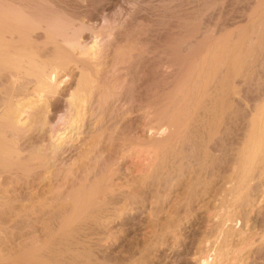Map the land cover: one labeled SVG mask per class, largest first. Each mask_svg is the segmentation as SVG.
I'll return each instance as SVG.
<instances>
[{
	"label": "rangeland",
	"instance_id": "rangeland-1",
	"mask_svg": "<svg viewBox=\"0 0 264 264\" xmlns=\"http://www.w3.org/2000/svg\"><path fill=\"white\" fill-rule=\"evenodd\" d=\"M0 8H5L9 11L11 9V12L17 11L14 14L20 13L23 16L26 15V18L30 17L29 21L32 25L30 28L29 26L21 27L9 21L0 24V32L4 31V34L7 33L9 35V31L15 32L14 36L16 37L13 39L10 36L9 38L2 35V37L0 36V43H11L10 46L14 47L13 49L18 48L17 50H20L26 59H32L33 63L36 64L35 66L38 65L41 68L44 66L45 69L56 68V72L59 74L57 76L59 77L58 79L63 80L61 86L69 87L68 96H70L73 89L76 93L78 92L77 94L81 93L78 95L79 97L83 92L84 95L81 96L83 98L80 97L79 110L81 109V113H79L86 129L85 134L83 133L81 134L82 136L73 138L75 139V146L73 145L72 147L74 150L72 149L70 159H68L69 157H67L64 150L60 151L59 149L58 160H61L60 163L58 160L53 159L50 147L43 145L46 142H43L45 139L43 137V127L45 128V125L42 123L45 124L48 109L44 107L46 109L43 112L38 106L36 107V116H38L36 120L41 121L37 123L38 126L35 124L36 126L29 131L30 133L28 132L29 136L27 135L24 142H21L22 140L18 142L20 145L23 144L21 146L22 150L24 149L22 153L24 156L20 160L22 162H19L20 164L16 166L13 165L12 168L18 167L20 171L15 168L14 170L18 172L16 173L11 169V174L9 173L6 176L8 178L5 177L4 180H0L2 181V183L0 182V264H203L202 258L207 257L210 260L209 264H264V152L262 153L264 151V137L261 139L264 135V132L262 133L264 129L261 130L264 126V0H0ZM25 32H29V34ZM22 33L25 34L24 36L28 35L30 38L28 36L24 38L21 35ZM86 38L87 43L85 45L84 40ZM69 40L74 45L70 47L67 45L66 47L63 42L66 44V41ZM219 40H221V43ZM79 43L84 44L81 45ZM26 45L29 47L27 48ZM90 45H95L97 48L95 47L94 50ZM23 46H26V51ZM85 46L86 49H83ZM220 47L226 49L224 50L223 48V51ZM218 48L220 49L218 50ZM90 50H93V54L90 53L91 55L89 54ZM215 51H217L216 55L219 52V56H224V54L233 56L237 51L234 56L236 58L238 56V58L233 57L235 58L234 61L236 60L237 62L235 61L233 71L231 72L233 74L236 70L235 73L237 74L234 73L235 76L227 74L222 67L221 71H223L224 75L220 69L216 73H203L204 67L206 66L207 69L212 64L210 63L212 62L211 57L213 59L216 56L214 54ZM63 52L66 53L64 54ZM67 53L69 54L67 55ZM129 54H132V56H129ZM196 56L198 59L201 57L200 61L197 60ZM204 56H206V62L203 60ZM37 57L39 58L38 61ZM71 57L72 59H70ZM35 58L38 63L35 61ZM66 58L71 62L66 60ZM118 58H123L124 60ZM191 58L193 59L190 60ZM58 59L60 60L58 61ZM41 61L45 62V64L43 65ZM191 61L193 62L192 64ZM248 61L249 64H247ZM69 63H71V66ZM49 64H51L52 68ZM240 68L242 69L240 70ZM62 69H64L65 74ZM241 72L243 74H240ZM16 73L21 76L17 77ZM23 73L21 70H16L13 73L14 75H12L17 76L13 78L7 77L8 79L6 78L3 84H1L2 82L0 83V88H2L0 90L3 91H0V95H3L0 96L2 104L10 96L15 98L13 99L12 97L15 102L17 98L22 97L18 96L16 98L14 96L17 93L14 92L13 85H11L12 79L18 80L17 82L20 83H27L26 86H30L32 82L29 83L24 78L26 75L23 76L25 74ZM60 73H62L61 76ZM66 73L67 76H65ZM195 73L198 77L195 76ZM245 73H248L249 76ZM225 75L228 77L226 78ZM243 75L245 76L243 77ZM207 77L209 79L206 82ZM94 78L97 79V82ZM200 78L203 82L200 81ZM231 79H234V81L232 82ZM192 80L195 85L192 83ZM210 80L214 83L211 84ZM226 80L229 81L227 82ZM179 81H181L180 84H178ZM78 83L81 85V90ZM201 83L204 85V89ZM224 83L226 85H223ZM65 84L67 85L65 86ZM84 85L85 87H82ZM92 85L94 86L93 88H91ZM96 85L100 87L98 88ZM221 85L224 89L223 91L227 90V93L222 91ZM230 85L232 86L231 88L229 87ZM30 88L33 91L37 90L33 85ZM228 88H230L229 93ZM199 90H201V93ZM216 90L218 92L220 90V97ZM197 91L198 93H195ZM230 91L234 94H231ZM3 93L6 95L4 96ZM186 93L190 94L186 97L189 99L183 97ZM116 94H120L121 96ZM229 95L230 99L227 102ZM179 96L180 98L177 101V97ZM102 97L105 98L103 99ZM231 97L233 98L231 99ZM64 98L68 97L65 96ZM195 98L197 99L194 100ZM224 98H227L226 102ZM198 99L200 103L203 101V108H201ZM180 100H184V103H186L184 104L181 101V104ZM222 100H224L223 104L221 103ZM97 101L98 104L96 103ZM191 101L192 103H190ZM207 101L210 102L208 103ZM154 102V105L160 103L161 106H154L152 104ZM63 103V101L58 103L56 107V109L58 108L57 111L65 110ZM224 103L227 104L228 108L226 105V108H224ZM205 106H208V112ZM210 106L211 109H209ZM158 107L160 109L164 108L161 110L162 112L159 111ZM166 109H168L167 112L164 111ZM171 109L174 111L172 112ZM198 109H202L200 113ZM217 109H219V118L216 116ZM226 109L228 112L231 110L232 114L230 113L231 111L227 113ZM261 110L263 111L262 113ZM183 111L187 113L188 117ZM82 113L86 115L84 116ZM148 113L151 114L149 115ZM195 113L199 114L196 115ZM211 114L212 116L215 114V116L211 117ZM224 114L227 115L225 116ZM253 114L256 115L254 116ZM154 115H157V117ZM172 115H176L179 119L183 118L184 120L181 119V124L175 130L176 133L174 132L175 136L173 134L171 138H168L166 141L164 140V142H155L157 144L150 141L148 136L151 131L148 132V136L142 131L143 127L146 128V123L149 121L156 123L159 119L164 122L176 117ZM191 116L194 117L192 118ZM230 117L232 118L230 119ZM147 118H152V121ZM204 118L208 120H204ZM190 119H195V121H189ZM55 121L61 122L58 118ZM247 121L248 123H246ZM143 122H146L144 126ZM207 123L210 124L207 125ZM193 124L194 126L191 127ZM189 125L194 130L196 128V132L199 129L198 133L193 129L192 131L190 127L187 128ZM250 125H255V130ZM141 126H143L142 129ZM201 126L202 128H200ZM182 127L185 133L182 131ZM206 128L207 131H205ZM39 129L42 130L39 131ZM251 129L255 132L251 131ZM179 130H181V133L178 132ZM257 132L259 134L253 136L259 137L261 132L263 134L261 138L258 140L251 137L253 140H250V135ZM68 133L69 131L65 134ZM86 134L87 136H83ZM247 134H249L250 144L252 141H255L253 142L254 144L252 143L254 147L250 145V149L252 147L250 153L252 154L249 157H252L255 153L253 148L258 151V146L261 145L260 148L262 149L260 151L259 148V151L253 155L254 157L256 156V160L251 158L248 161V167H251L249 174H247L248 181L243 180L245 178L243 176L245 175H243V168H240L243 166L242 164L240 165L242 161L241 155H239V151L241 152L243 146L241 143L245 142L244 140L246 139L244 138L247 137ZM39 136L42 138H38ZM80 138L83 140H80ZM136 139H140L141 141H137ZM145 139L154 145L152 146ZM213 140L217 141L216 144ZM260 140H262V144ZM28 141H31V143ZM198 141L200 144H198ZM258 141L260 144L258 143L259 145L257 146L256 143ZM193 142L196 144L194 145L195 147L192 145ZM160 143L166 146L164 145V148L160 147L162 146ZM34 144L36 147L40 146L41 149L40 147L39 149L34 148ZM155 145H160L158 147L160 151ZM191 145L194 148L193 150H191ZM146 146L149 148H146ZM208 147H210L209 151ZM80 148L82 152H80ZM25 149L28 152L27 155ZM168 149L171 150L168 151ZM42 151L44 154H40ZM33 153L37 154L34 155ZM46 153L47 156L51 155V158L47 157ZM41 155H45L47 159ZM237 156H239V162ZM25 158L26 160H23ZM33 158L37 159L38 163ZM63 158L67 159V162ZM40 159L43 161L41 162ZM250 160L254 162L251 163L252 161L250 162ZM26 161L28 164L24 163ZM58 166L62 167L58 168ZM153 167L154 169H152ZM50 168L54 171L49 170ZM239 168L241 171H239ZM31 170H34L35 173L38 172L39 176L33 174L34 172ZM238 172H240V175ZM13 173L14 176L16 173L18 178L20 175L23 176H20V179L15 176L17 180L13 177ZM31 176H34L32 180ZM236 177L239 179L243 177V179L239 180ZM88 179L90 180L88 181ZM96 179H98L97 182H95ZM236 180L239 183L241 181V188H239V183ZM249 180L250 185L248 186ZM243 181H246V184ZM234 182L236 183L235 185ZM84 183L86 184V188L84 187ZM242 183L245 185L243 186ZM230 185L231 188L229 189ZM234 186H238V188ZM99 187L100 189H98ZM245 188H248V190ZM83 189L85 194H83ZM233 189H238V191L244 190L242 191L244 193H238V199H236L237 194L234 198H229L230 195L226 194L230 191L232 192ZM99 190L102 192H99ZM226 190L227 193L225 192ZM240 194L242 197L248 196L242 199L241 196L239 198ZM77 195L79 198H77ZM93 198L98 199L96 201ZM237 218H240V220L236 224L234 220ZM229 219L232 221H229ZM228 228L231 229L229 230Z\"/></svg>",
	"mask_w": 264,
	"mask_h": 264
},
{
	"label": "bare ground",
	"instance_id": "bare-ground-1",
	"mask_svg": "<svg viewBox=\"0 0 264 264\" xmlns=\"http://www.w3.org/2000/svg\"><path fill=\"white\" fill-rule=\"evenodd\" d=\"M9 1V0H8ZM8 3V2H7ZM4 5V4H3ZM5 6V5H4ZM2 7V6H1ZM6 7V6H5ZM10 8V7H9ZM13 10V9H12ZM20 11H22V10H20ZM13 12V11H12ZM11 12V9H10V11L8 10V9H5V8H0V24H2V23H5L6 21H9V22H12V23H14V24H16V25H18V26H21V27H23V26H29V28H30V26H32L31 24H30V21H29V18L27 19L26 18V15L25 16H23V15H21L20 13L19 14H14V12H17V11H14L13 13ZM22 13V12H21ZM24 13V12H23ZM254 13V12H253ZM26 14V13H25ZM260 18V17H259ZM37 20V19H36ZM42 22V21H41ZM263 22V21H262ZM33 23V22H32ZM11 25V24H10ZM34 25V24H33ZM38 25V24H37ZM41 25V24H40ZM40 25H39V27H40ZM7 26H9V25H7ZM43 26H45V25H43ZM50 26V25H49ZM256 26V25H255ZM34 27V26H33ZM32 27V28H33ZM36 27V26H35ZM233 27V26H232ZM12 29H13V27H11ZM41 28H42V26H41ZM50 28V27H49ZM260 28V27H259ZM2 29H3V27H2ZM23 29V28H22ZM47 29V28H46ZM4 30H6V29H4ZM13 30H15V29H13ZM24 30V29H23ZM26 30V29H25ZM31 30V29H30ZM29 30V31H30ZM40 30V29H39ZM227 30V29H226ZM17 32V31H16ZM19 32V31H18ZM23 32V31H22ZM9 33H10V35L9 34H7V33H5L4 34V31H1L0 32V36L2 37V35L3 36H10L11 38H16L15 36H14V33H12V32H10L9 31ZM20 33H21V31H20ZM26 33V32H25ZM235 33V32H234ZM26 34H29V32L28 33H26ZM48 34V33H47ZM51 34V33H50ZM203 34V33H202ZM230 34V33H229ZM21 35H23V37L25 38L26 36H28V35H26V36H24L25 34H21ZM17 36V35H16ZM9 37V38H10ZM18 37V36H17ZM29 37V36H28ZM30 38V37H29ZM45 38V37H44ZM48 38V37H47ZM52 38V37H51ZM55 38V37H54ZM226 38V37H225ZM256 38V37H255ZM262 38V37H261ZM27 39V41H29L28 40V38H26ZM57 39V38H56ZM218 39V38H217ZM222 39V38H221ZM227 39V38H226ZM5 40V39H4ZM50 40V39H49ZM67 40V39H66ZM89 40V39H88ZM229 40V39H228ZM10 41H13V40H10ZM22 41V40H21ZM23 41H24V39H23ZM22 41V42H23ZM52 41V40H51ZM54 41H55V39H54ZM74 41V40H73ZM85 41V45H86V41H87V38H86V40H84ZM95 41V40H94ZM221 40H219V42H220ZM63 42V41H62ZM89 42V41H88ZM215 42V41H214ZM218 42V41H217ZM226 42V41H225ZM229 42V41H228ZM6 44H2V43H0V83L1 84H3V81L7 78V77H15V76H17V77H19V75L20 74H17V75H15V76H13L14 74V72L16 71V70H21V71H23L24 73V75L23 76H25L24 78H26L28 81H29V83L30 82H32V83H30V86L31 85H33V86H35V88H37V90L36 91H33L31 88H34V87H31L30 89H29V87L28 86H26L27 85V83L26 84H24V82H22V83H20V82H17L15 79H12V84L11 85H13L12 87H13V89H14V92H16L17 93V95H14L16 98L18 97V96H22L21 98H17V101L15 102L13 99H15L13 96H10V98L4 103V104H2L1 103V101H2V99L0 100V180H4L5 179V177L10 173V171H11V169H13L12 168V166L13 165H17V164H20L19 162H22V161H20L21 160V158H22V156H24V155H22V153H23V150H22V146L21 145H23V144H19L18 142L19 141H21V142H24V139L27 137V135H28V132L30 131V130H32V128H34V126H36L35 124H37V123H39L40 121H38V120H36V117H38V116H36L37 115V112H36V107L38 106L41 110H43V112L45 111V109L47 108L48 109V111L46 112L47 113V116L45 117V118H47L46 119V121H45V124L44 123H42L43 125H45V128L43 127V129H44V131H43V137H45V139L43 140V142L45 141L46 143L45 144H43V145H45V146H49L50 147V150L52 151V154H53V159L54 160H58L59 159V149H60V151L61 150H64L65 152H66V154H67V157H69L68 159H70L71 158V156L70 155H72V147H73V145L75 146V143H74V140L75 139H73L74 137L76 138V136L77 137H79L81 134H83L84 132H85V125L82 123V119L80 118V110H79V106H80V99L81 98H83V97H81L82 95H84L83 94V92H82V95L79 97L78 95L79 94H81V93H79V94H77L75 91H74V89H73V91L70 93V96H68L69 94L67 93L68 92V90H69V87H67L66 85L67 84H65V86L66 87H63V86H61V84H62V81L63 80H60V79H58L59 77H57V76H59V74L56 72L57 70H56V68H52L50 65L51 64H49V66L52 68V69H45V67L44 66H42L43 68H41L40 66H35L36 64H34L33 63V60L32 59H26V57H24V55L21 53V51L20 50H17L18 48H16V49H13L11 46H10V44L9 43H7V42H5ZM26 43V42H25ZM78 43V42H77ZM97 43V42H96ZM221 43V42H220ZM227 43V42H226ZM15 44V43H14ZM18 44V43H17ZM47 44V43H46ZM63 44L64 45H66V47H67V45H69V47L70 46H72V45H74L72 42H70V40L69 41H66V44L63 42ZM79 44H81V43H79ZM82 44H84V43H82ZM81 44V45H82ZM94 44H95V42H94ZM99 44V43H98ZM32 45V44H31ZM89 45V44H88ZM103 45V44H102ZM211 45H212V43H211ZM214 45V44H213ZM215 45H217V44H215ZM220 45V44H219ZM227 45H228V43H227ZM230 45V44H229ZM27 46V45H26ZM26 46L24 47L25 49V51H26V49L29 47V46H27V48H26ZM60 46V45H59ZM91 46V45H90ZM223 46H224V43H223ZM232 46V45H231ZM230 46V47H231ZM242 46V45H241ZM63 47V46H62ZM66 47H64V48H66ZM76 47V46H75ZM83 47V46H82ZM89 47V46H88ZM92 48H94V50H95V45H92L91 46ZM99 47V46H98ZM208 47V46H207ZM212 47V46H211ZM217 47V46H216ZM225 47H227V46H225ZM229 47V46H228ZM20 48H21V46H20ZM58 48V47H57ZM60 48H61V46H60ZM81 48V47H80ZM91 48V49H92ZM97 48V47H96ZM220 48H222V47H220ZM220 48H218V50L220 49ZM224 48V47H223ZM223 48H222V50H223ZM62 49V48H61ZM72 49H74L73 47H72ZM71 49V50H72ZM83 49H86V46H85V48H83ZM82 49V51H84ZM209 49V48H208ZM212 49H213V47H212ZM226 48H224V50H225ZM240 49V48H239ZM32 50V49H31ZM59 50V49H58ZM63 50V49H62ZM68 50V49H67ZM66 50V51H67ZM215 50V49H214ZM223 50V51H224ZM228 50V49H227ZM229 50H230V48H229ZM232 50V49H231ZM246 50V49H245ZM33 51V50H32ZM93 51V50H92ZM92 51L90 50V52H89V54L91 53V54H93L92 53ZM96 51H97V49H96ZM119 51V50H118ZM123 51V50H122ZM127 51V50H126ZM211 51V50H210ZM233 52H234V50H232ZM238 51V50H237ZM237 51L235 52V53H237ZM242 51V50H241ZM240 51V52H241ZM34 52V51H33ZM58 52V51H57ZM68 52V51H67ZM85 52H86V50H85ZM211 52H213V51H211ZM217 51H215L214 52V54L216 53ZM220 52H222V51H220ZM256 52H257V50H256ZM59 53V52H58ZM64 54L66 53V52H63ZM69 53H70V50H69ZM69 53H67V55L69 54ZM83 53V52H82ZM81 53V54H82ZM88 53V52H87ZM86 53V54H87ZM125 53H127V52H125ZM204 53V52H203ZM206 53V52H205ZM224 53V52H223ZM227 53V52H226ZM235 53H234V55H235ZM30 54H32V53H30ZM55 54V53H54ZM73 54V53H72ZM88 54V55H89ZM90 54V55H91ZM113 54V53H112ZM208 54V53H207ZM209 54H210V52H209ZM213 54V53H212ZM246 54V53H245ZM250 54V53H249ZM256 54V53H255ZM28 55V54H27ZM36 55V54H35ZM43 55V54H42ZM57 55V54H56ZM63 55V54H62ZM71 55V54H70ZM118 55V54H117ZM128 55V54H127ZM141 55V54H140ZM166 55V54H165ZM202 55V54H201ZM206 55V54H205ZM216 55V54H215ZM231 56V55H225L224 54V56H219V52H218V55H216V56H214L213 57V59H212V57H211V60H212V62H210V63H212L210 66H208V68L206 69V66L204 67V70H203V73H207V74H210V73H216V71L217 70H219L220 69V71L222 70L221 69V67L226 71V73L227 74H231V72L233 71V66L235 65V61H234V59L236 58V56ZM237 55V54H236ZM239 55V54H238ZM58 56V55H57ZM73 56V55H72ZM76 56V55H75ZM78 56V55H77ZM84 56H85V54H84ZM83 56V57H84ZM100 56V55H99ZM120 56V55H119ZM125 56V55H124ZM123 56V57H124ZM129 56H132V54H129ZM210 56H211V54H210ZM240 56V55H239ZM242 56V55H241ZM30 57H33V56H31L30 55ZM63 57V56H62ZM62 57H59V58H62ZM93 57V56H92ZM113 57V56H112ZM205 57L206 56H204V58H203V60H205V62H206V59H205ZM233 57H235V58H233ZM259 57V56H258ZM56 58H58V57H56ZM64 58V57H63ZM126 58V57H125ZM196 58H197V56H196ZM208 58V57H207ZM237 58H238V56H237ZM236 58V59H237ZM245 58V57H244ZM33 59H34V57H33ZM70 59H72V57L70 58ZM79 59V58H78ZM118 59H120V58H118ZM127 59V58H126ZM193 58H191L190 60H192ZM200 59H201V57H200ZM200 59H198L197 58V60H199L200 61ZM248 59V58H247ZM260 59V58H259ZM39 60V58L37 57V61ZM54 60H56V59H54ZM60 59H58V61H59ZM66 60H68V61H70L69 59H67L66 58ZM120 60H124L123 58L122 59H120ZM132 60V59H131ZM209 60V59H208ZM207 60V61H208ZM35 61H36V58H35ZM34 61V62H35ZM36 61V62H37ZM73 61V60H72ZM185 61H186V59H185ZM184 61V62H185ZM189 61V60H188ZM195 61H196V59H195ZM246 61V60H245ZM42 62V61H41ZM71 62V61H70ZM118 62V61H117ZM116 62V63H117ZM122 62V61H121ZM198 62V61H197ZM237 62V61H236ZM262 62V61H261ZM38 63V62H37ZM52 63V62H51ZM64 63V62H63ZM68 63V62H67ZM114 63V62H113ZM120 63V62H119ZM193 62L191 61V64H192ZM201 63V62H200ZM243 63V62H242ZM39 64H40V61H39ZM42 64L44 65L45 64V62L43 63L42 62ZM61 64V63H60ZM66 64V63H65ZM70 64V66H71V63H69ZM131 64V63H130ZM189 64H190V62H189ZM195 64V63H194ZM198 64V63H197ZM203 64V63H202ZM201 64V65H202ZM244 64H246V63H244ZM247 64H249V61H248V63ZM253 64V63H252ZM52 65H53V63H52ZM57 65V64H56ZM166 65V64H165ZM171 65V64H170ZM199 65V64H198ZM238 65V64H237ZM236 65V66H237ZM66 66H67V64H66ZM169 66V65H168ZM181 66H183V65H181ZM190 66V65H189ZM240 66V65H239ZM244 66V65H243ZM46 67H48V66H46ZM54 67V66H53ZM57 67H59V66H57ZM165 67V66H164ZM172 67V66H171ZM188 67V66H187ZM197 67H199V66H197ZM241 67V66H240ZM251 67V66H250ZM258 67V66H257ZM111 68V67H110ZM167 68V67H166ZM185 68V67H184ZM190 68H192V67H190ZM235 68V67H234ZM58 69V68H57ZM61 69V68H60ZM136 69V68H135ZM237 69V68H236ZM242 68H240V70H241ZM258 69V68H257ZM47 70V71H46ZM63 70V73H64V69H62ZM61 70V71H62ZM160 70V69H159ZM164 70H166V69H164ZM195 70V69H194ZM239 70V69H238ZM245 70V69H244ZM108 71V70H107ZM182 71V70H181ZM190 71V70H189ZM201 71V70H200ZM236 71V70H235ZM235 71H234V73H235ZM88 72V71H87ZM97 72V71H96ZM164 72V71H163ZM168 72V71H167ZM166 72V73H167ZM171 72H172V70H171ZM186 72V71H185ZM195 72V71H194ZM198 72H199V69H198ZM222 72V74H223V71H221ZM21 73V72H20ZM68 73V72H67ZM67 73H66V75L65 76H67ZM170 73V72H169ZM177 73V72H176ZM200 73V72H199ZM219 73V72H218ZM234 73L233 74H231V75H233V76H235L234 75ZM243 73H244V71H243ZM242 72L240 73V74H243ZM263 73V72H262ZM13 74V75H12ZM22 74V73H21ZM58 74V75H57ZM61 74L62 73H60V76H61ZM65 74V73H64ZM63 74V75H64ZM175 74V73H174ZM182 74V73H181ZM188 75H189V73H187ZM221 74V73H220ZM235 74H237V73H235ZM246 75H248V73H245ZM95 75V74H94ZM107 75V74H106ZM156 75V74H155ZM178 75V74H177ZM185 75V74H184ZM192 75H193V73H192ZM202 75V74H201ZM224 75V74H223ZM21 76V75H20ZM68 76H69V74H68ZM166 76V75H165ZM195 76L196 77H198L197 75H196V73H195ZM194 76V77H195ZM206 76V75H205ZM209 76V75H208ZM215 76V75H214ZM214 76H212V77H214ZM226 76V75H225ZM224 76V77H225ZM232 76V77H233ZM236 76H242V75H236ZM245 75H243V77H244ZM249 76V75H248ZM96 77V76H95ZM98 77V76H97ZM184 77V76H183ZM190 77H192V76H190ZM203 77V76H202ZM201 77V78H202ZM228 76H226V78H227ZM243 77H242V79H243ZM247 77V76H246ZM23 78V77H22ZM62 78V77H61ZM177 78V77H176ZM187 78V77H186ZM201 78H200V81L201 82H203L204 81V79H203V81L201 80ZM216 78V77H215ZM215 78H214V80H215ZM221 78V77H220ZM225 78V79H226ZM230 78V77H229ZM8 79V78H7ZM10 79V78H9ZM92 79V78H91ZM95 79V78H94ZM189 79V78H188ZM194 79V78H193ZM209 78L207 77V79H206V82H207V80H208ZM25 80V79H24ZM27 80H25L26 82H27ZM65 80V79H64ZM96 80V82H97V79H95ZM104 80V79H103ZM180 80H182V79H180ZM246 80V79H245ZM69 81V80H68ZM174 81V80H173ZM227 81V80H226ZM229 81V80H228ZM227 81V82H228ZM231 81L233 82L234 81V79L232 80L231 79ZM243 81V80H242ZM241 81V82H242ZM249 81V80H248ZM257 81V80H256ZM10 82V81H9ZM9 82H7V83H9ZM65 82V81H64ZM82 82V81H81ZM80 82V83H81ZM103 82V81H102ZM180 82L181 81H179V83L178 84H180ZM209 82H211V84L212 83H214L212 80H210ZM208 82V83H209ZM221 82V81H220ZM224 82V81H223ZM227 82H225V83H227ZM231 82V83H232ZM246 82V81H245ZM264 82V81H263ZM70 83V82H69ZM186 83V82H185ZM192 83L194 84V81L192 80ZM196 83V82H195ZM216 83V82H215ZM223 84V85H226V84ZM243 83V82H242ZM249 83V82H248ZM79 84V83H78ZM94 84V83H93ZM97 84V83H96ZM187 84V83H186ZM191 84V83H190ZM205 84V83H204ZM234 84V83H233ZM195 85V84H194ZM200 85V84H199ZM201 85H203L202 83H201ZM220 85V84H219ZM232 85V84H231ZM229 86L230 88L232 87V86ZM239 85V84H238ZM4 86H5V83H4ZM7 86H9V84H7ZM79 86H80V90L82 89L81 88V85L79 84ZM87 86V85H86ZM97 86V85H96ZM114 86V85H113ZM112 86V87H113ZM174 86V85H173ZM186 86V85H185ZM206 86V85H205ZM215 86V85H214ZM243 86H244V84H243ZM242 86V87H243ZM10 87V86H9ZM11 87V88H12ZM82 87H85V85L84 86H82ZM90 87V86H89ZM94 86L92 85V87L91 88H93ZM98 87V86H97ZM100 87V86H99ZM98 87V88H99ZM117 87V86H116ZM120 87V86H119ZM199 87V86H198ZM201 88H202V86H200ZM209 87V86H208ZM211 88H213L212 86H210ZM221 87H222V85H221ZM237 87V86H236ZM235 87V88H236ZM96 88V87H95ZM109 88V87H108ZM174 88H176L175 86H174ZM183 88H184V86H183ZM188 88V87H187ZM197 88V87H196ZM230 88H228V93H229V89ZM235 88H233V89H235ZM238 88V87H237ZM0 89H2V88H0ZM114 89V88H113ZM198 89V88H197ZM203 89H204V85H203ZM207 89V88H206ZM215 89H216V87H215ZM214 89V90H215ZM217 89H218V86H217ZM7 90V89H6ZM5 90V91H6ZM10 90V89H9ZM29 90H32V91H29ZM71 90V89H70ZM93 90H95V89H93ZM177 90H178V88H177ZM190 91H191V89H189ZM194 90V89H193ZM192 90V91H193ZM208 90V89H207ZM210 90V89H209ZM213 90V89H212ZM212 90H211V93H212ZM221 90V89H220ZM220 90H219V92H220ZM224 89H223V87H222V91H223ZM239 91H240V89H238ZM1 92H3L2 90H0ZM12 91V90H11ZM79 91V90H78ZM96 91V90H95ZM180 91V90H179ZM179 91H178V93H179ZM200 91V93H201V90H199ZM217 91V90H216ZM232 91V90H231ZM231 91H230V93H231ZM238 91V92H239ZM90 92V91H89ZM172 92V91H171ZM171 92H170V94H171ZM186 92V91H185ZM184 92V93H185ZM214 92V91H213ZM218 92V91H217ZM219 92H218V95H219ZM224 92V91H223ZM226 93H227V90L225 91ZM224 92V93H225ZM19 93V94H18ZM92 93H93V91H92ZM107 94H108V92H106ZM140 93V92H139ZM190 93V92H189ZM191 93H193V92H191ZM195 93H198V91L197 92H195ZM199 93V94H200ZM241 93V92H240ZM4 94V93H3ZM95 94V93H94ZM96 94H97V92H96ZM110 94V93H109ZM169 94V95H170ZM173 94H175V93H173ZM183 94V93H182ZM207 94H209V93H207ZM215 94V93H214ZM213 94V95H214ZM231 94H234L233 92L231 93ZM237 94H239V93H237ZM237 94H235V95H237ZM6 94H4V96H5ZM10 95V94H9ZM98 95H100V94H98ZM116 95H120V94H116ZM178 95V94H177ZM190 94H188V93H186V94H184V98H186V97H188ZM222 95H223V93H222ZM221 95V96H222ZM226 95V94H225ZM242 95V94H241ZM0 96H3V95H0ZM65 96H67L68 98H64ZM106 96H108V95H106ZM110 96V95H109ZM113 96H115V95H113ZM121 96V95H120ZM123 96V95H122ZM182 96V95H181ZM202 96V95H201ZM207 96V95H206ZM205 96V97H206ZM211 96H212V94H211ZM211 96H210V98H211ZM224 96V95H223ZM7 97V96H6ZM12 97H13V99H12ZM99 97V96H98ZM119 97V96H118ZM118 97H116V98H118ZM152 97V96H151ZM176 97V96H175ZM191 97H192V94H191ZM195 97V96H194ZM197 97V96H196ZM198 97H199V95H198ZM197 97V98H198ZM218 97V96H217ZM219 97H220V95H219ZM238 97H239V95H238ZM86 98V97H85ZM95 98H97V97H95ZM103 98V97H102ZM105 98V97H104ZM103 98V99H104ZM115 98V97H114ZM156 98V97H155ZM160 98H163V97H160ZM170 98V97H169ZM178 99H177V101L179 100V98H180V96L179 97H177ZM183 98V99H184ZM197 98H195L194 100H196ZM200 98V97H199ZM215 98V97H214ZM233 97H231V99H232ZM5 99H7V98H5ZM93 99H94V97H93ZM99 99H101V98H99ZM119 99V98H118ZM121 99V98H120ZM159 99V98H158ZM175 99V98H174ZM186 99H189V98H186ZM185 99V100H186ZM207 99H208V97H207ZM213 99V98H212ZM218 99V98H217ZM222 99V98H221ZM220 99V100H221ZM225 99V98H224ZM227 99V98H226ZM226 99H225V102H226ZM229 99H230V95H229V97H228V100H227V102L229 101ZM86 100H88V98H86ZM115 100H117V99H115ZM160 100V99H159ZM165 100V99H164ZM164 100H162V101H164ZM176 100V99H175ZM190 100H192L191 98H190ZM189 100V101H190ZM199 100V99H198ZM197 100V101H198ZM209 100V99H208ZM216 100V99H215ZM64 102L63 104H64V108H65V110L63 109V110H59V111H57L58 110V108L56 109V107H57V105H58V103H60V102ZM84 101H85V99H84ZM89 101V100H88ZM102 101V100H101ZM118 101V100H117ZM168 101V100H167ZM181 101H183V103H184V100H180V103H181ZM202 101V100H201ZM205 101V100H204ZM211 101V100H210ZM209 101V102H210ZM217 101V100H216ZM219 101V100H218ZM223 101L224 100H222V104H223ZM81 102H83L82 100H81ZM87 102V101H86ZM106 102V101H105ZM111 102V101H110ZM113 102V101H112ZM196 102V101H195ZM203 102V101H202ZM202 102L200 103V100H199V103H200V105H201V108H203V106H202ZM208 102V101H207ZM208 102V103H209ZM213 102H215V101H213ZM233 102V101H232ZM243 102V101H242ZM85 103V102H84ZM97 104H98V101L96 102ZM158 103V102H157ZM172 103V102H171ZM175 103V102H174ZM173 103V104H174ZM180 103H179V105H180ZM186 103V102H185ZM184 103V104H185ZM190 103H192V101L190 102ZM207 103V104H208ZM216 103V102H215ZM96 104V105H97ZM99 104H100V102H99ZM102 104V103H101ZM144 104V103H143ZM153 105L155 104V102L154 103H152ZM178 104V103H177ZM182 104V103H181ZM187 104H188V102H187ZM197 104V103H196ZM195 104V105H196ZM205 104V103H204ZM219 104H220V101H219ZM219 104H218V106H219ZM158 105H160V103L158 104ZM158 105H154V106H158ZM162 105H164V104H162ZM171 105V104H170ZM178 105V106H179ZM188 105H190V104H188ZM210 105H211V103H210ZM225 105L227 106V104L226 103H224V108H226L225 107ZM231 105V104H230ZM84 106H85V104H84ZM88 106V105H87ZM86 106V107H87ZM93 106V105H92ZM95 106V105H94ZM132 106V105H131ZM153 106V107H154ZM161 106V105H160ZM166 106V105H165ZM169 106V105H168ZM172 106V105H171ZM170 106V107H171ZM184 106V105H183ZM192 106V105H191ZM217 106V105H216ZM232 106V105H231ZM249 106V105H248ZM253 106V105H252ZM264 106V105H263ZM44 107H46V108H44ZM82 107V106H81ZM100 107V106H99ZM98 107V108H99ZM105 107V106H104ZM150 107H152V106H150ZM187 107H189V106H187ZM193 107H194V105H193ZM197 107H199V106H197ZM206 107V106H205ZM204 107V108H205ZM208 107V106H207ZM205 108L206 109V111H207V109L208 108ZM213 107V106H212ZM244 107V106H243ZM95 108V107H94ZM124 108V107H123ZM156 108V107H155ZM159 108V107H158ZM218 108V107H217ZM223 108V107H222ZM227 108H228V106H227ZM91 110H92V108H90ZM102 109H104V108H102ZM149 109H151V108H149ZM148 109V110H149ZM160 109V108H159ZM164 109V108H163ZM162 108L159 110V111H161V110H163ZM185 109V108H184ZM195 109V108H194ZM209 109H211V106H210V108ZM214 109H215V106H214ZM213 108H212V110H214ZM220 109V108H219ZM219 109H217V117H218V110ZM239 109V108H238ZM84 110V109H83ZM94 110V109H93ZM155 110V109H154ZM167 110L168 109H166V110H164V111H166L167 112ZM176 110V109H175ZM188 111H189V109H187ZM186 110V111H187ZM191 110H192V107H191ZM199 110V113H200V110H202V109H198ZM198 110H196V111H198ZM227 110V109H226ZM263 110V109H262ZM261 110V113L263 112ZM90 111V110H89ZM95 111H97V110H95ZM95 111H94V113H95ZM151 111V110H150ZM171 111L173 112L174 110H172L171 109ZM181 111V110H180ZM188 111H187V113H188ZM206 111H204L203 110V112H206ZM215 111H216V109H215ZM224 111H225V109H224ZM223 111V112H224ZM231 111V110H230ZM229 111V112H230ZM41 112V111H40ZM42 112V113H43ZM80 112V113H79ZM82 112H84V111H82ZM90 112H92V111H90ZM144 112V111H143ZM152 112V111H151ZM157 112V111H156ZM162 112V111H161ZM184 113H186L185 111H183ZM208 112V111H207ZM207 112H206V114H207ZM210 112V111H209ZM214 112V111H213ZM223 112H221V113H223ZM227 113H229L228 112V110L226 111ZM233 112H234V110H233ZM259 112H260V110H259ZM259 112H257V113H259ZM38 113H39V111H38ZM89 113V112H88ZM100 113H101V110H100ZM163 113H165V112H163ZM170 113V112H169ZM168 113V114H169ZM187 113H186V116H187ZM197 113V112H196ZM195 113V114H196ZM198 113V114H199ZM201 113H202V111H201ZM231 114H232V111L230 112ZM245 113H246V110H245ZM251 113V112H250ZM264 113V112H263ZM41 114V113H40ZM83 114V113H82ZM149 114V113H148ZM151 114V113H150ZM149 114V115H150ZM158 114H159V112H158ZM172 114V113H171ZM170 114V115H171ZM180 114V113H179ZM198 114H196V115H198ZM215 114H216V112H215ZM215 114H213V116H215ZM260 114V113H259ZM258 114V115H259ZM39 115V114H38ZM42 115V114H41ZM84 115V114H83ZM86 115V114H85ZM84 115V116H85ZM113 115V114H112ZM161 115V114H160ZM176 115H178V114H176ZM176 115H172V116H176ZM190 115H192V114H190ZM189 115V116H190ZM194 115V114H193ZM196 115H194V116H196ZM223 115V114H222ZM221 115V116H222ZM225 115V114H224ZM227 115V114H226ZM225 115V116H226ZM230 115V114H229ZM245 115V114H244ZM248 115H249V113H248ZM247 115V116H248ZM254 115V114H253ZM256 115V114H255ZM254 115V116H255ZM40 116V115H39ZM153 116V115H152ZM155 116V115H154ZM167 116V115H166ZM193 116V117H194ZM200 116V115H199ZM205 116V115H204ZM212 116V114H211V117H213ZM231 116V115H230ZM261 116V115H260ZM259 116V117H260ZM263 116H264V114H263ZM262 116V117H263ZM143 117H144V115H143ZM145 117H149V116H145ZM151 117V116H150ZM155 117H157V115L155 116ZM165 117V116H164ZM188 117V116H187ZM192 117V116H191ZM190 117V118H191ZM192 117V118H193ZM196 117H198V116H196ZM208 118H210L209 116H207ZM229 117V116H228ZM233 117V116H232ZM232 117H230V119L232 118ZM40 118H41V116H40ZM44 118V117H43ZM56 118H58L59 119V121H61L60 123L59 122H57V121H55V119ZM83 118V117H82ZM99 118V117H98ZM163 118V117H162ZM168 118V117H167ZM202 118V117H201ZM201 118H199L200 120H201ZM219 118V117H218ZM225 118V117H224ZM244 118V117H243ZM248 118V117H247ZM250 118H251V120H252V117L250 116ZM250 118H249V120H250ZM256 118V117H255ZM85 119H86V117H85ZM85 119H83V120H85ZM144 119V118H143ZM147 119H151V121H152V118H147ZM158 119V118H157ZM165 119V118H164ZM182 120H183V118H181ZM181 119H179L178 118V116H176V117H173V118H171V119H166L167 121H164V122H162V121H160V119H159V121L158 122H156V123H152V122H148V123H146V122H143V126H144V123H146V128H144L143 126H141V129H142V127H143V130L142 131H144L145 132V134L147 135L148 134V132L149 131H151L150 133H149V140L150 141H152V142H161V141H163L164 142V140L166 141L168 138H171L172 137V135L174 134V136H175V130H177V128L179 127V125L181 124ZM206 118H204V120H205ZM215 119V118H214ZM245 119V118H244ZM257 119V118H256ZM262 119V118H261ZM263 119H264V117H263ZM145 120H146V118H145ZM186 120H188V119H186ZM194 121H195V119H193ZM193 120H189V121H193ZM199 120V122H201ZM203 120V119H202ZM203 120V121H204ZM206 120H208V119H206ZM248 120V121H249ZM253 120H255V119H253ZM86 121V120H85ZM141 121H144V120H141ZM184 121V120H183ZM188 121V122H189ZM198 121V120H197ZM196 121V122H197ZM212 121L214 122V120L212 119ZM217 121V120H216ZM248 121L246 122V123H248ZM256 121H258V120H256ZM260 121H262V120H260ZM259 121V122H260ZM81 122V124L79 125V123ZM188 122H186V123H188ZM205 122V121H204ZM204 122H203V124H204ZM209 122V121H208ZM218 122V121H217ZM222 122H224V121H222ZM227 122V121H226ZM249 122H251V121H249ZM253 122V121H252ZM90 123V122H89ZM100 123V122H99ZM206 123V122H205ZM212 123V122H211ZM231 123V122H230ZM189 124V123H188ZM192 124V123H191ZM199 124H201V123H199ZM203 124H201V125H203ZM208 124H210V123H207V125ZM213 125H214V123H212ZM217 124V123H216ZM219 124V123H218ZM224 124V123H223ZM228 124H229V122H228ZM251 124H253V123H251ZM257 124V123H256ZM260 124V123H259ZM263 124V123H262ZM39 125H41V124H39ZM42 125V126H43ZM142 125V124H141ZM183 125H184V122H183ZM182 125V126H183ZM206 125V126H207ZM264 125V124H263ZM262 125V126H263ZM37 126H38V124H37ZM64 126V127H63ZM98 126V125H97ZM194 126V124L191 126V127H193ZM204 126V125H203ZM217 126V125H216ZM249 126V125H248ZM247 126V127H248ZM250 126H253V128L255 127V125H250ZM188 127H190V125L189 126H187V128ZM190 127V129L192 130L193 128H191ZM211 127V126H210ZM226 127V126H225ZM246 127V126H245ZM264 127V126H263ZM261 128V130L262 129H264V128ZM39 128V127H38ZM40 128H41V126H40ZM89 128V127H88ZM181 128V127H180ZM185 128V127H184ZM187 128H186V130H187ZM198 128H199V126H198ZM200 128H202V126L200 127ZM208 128V127H207ZM207 128L205 129V131H207ZM213 128V127H212ZM216 128V127H215ZM256 128H258V127H256ZM145 129V130H144ZM182 129H183V127H182ZM189 129V130H190ZM218 129H219V127H218ZM245 129H247V128H245ZM249 129H250V127H249ZM33 130H35V129H33ZM36 130H38V129H36ZM42 130V129H41ZM40 129H39V131H41ZM65 130V131H64ZM67 130V131H66ZM130 130V129H129ZM190 130V131H191ZM194 130V129H193ZM192 130V131H193ZM195 130H196V128H195ZM194 130V131H195ZM198 131H199V129H197ZM215 130V129H214ZM213 130V131H214ZM254 130H255V128H254ZM253 129H251V131H254ZM260 130V131H261ZM69 131V133L68 134H65L66 132H68ZM141 131V132H142ZM183 132H184V129L182 130ZM198 131L196 132V133H198ZM204 131V132H205ZM248 131V130H247ZM132 132V131H131ZM175 132V133H174ZM178 132H180L181 133V130H179ZM222 132V131H221ZM255 132V131H254ZM264 132V130H262V133ZM30 133V132H29ZM32 133V132H31ZM37 133V132H36ZM35 133V134H36ZM42 133V132H41ZM86 133V132H85ZM84 133V134H85ZM134 134H135V132H133ZM185 133V132H184ZM195 133V134H196ZM211 133H212V131H211ZM247 133V132H246ZM249 133V132H248ZM252 133V132H251ZM250 133V134H251ZM261 132H260V134L261 135H263ZM38 134V133H37ZM40 134V133H39ZM144 134V135H145ZM205 134H207L206 132H205ZM214 134V133H213ZM244 134V133H243ZM257 134H259L258 132L256 133V134H252V135H250V137L249 138H251V137H254L255 135L257 136ZM182 135H183V133H182ZM187 135V134H186ZM194 134H193V132H192V136H193ZM254 135V136H253ZM261 135L259 136V137H254V138H256V139H260L261 138ZM11 138H10V137ZM29 136V135H28ZM33 136V135H32ZM82 136V135H81ZM83 136H87V134L86 135H83ZM91 136V135H90ZM134 136V135H133ZM173 136V137H174ZM181 136V135H180ZM203 136H205V135H203ZM207 136V135H206ZM247 136V137H246ZM245 137L246 138H244V139H246V140H244L245 142L244 143H241V144H243V146H242V148H241V152L239 151V155H241V161H242V163L240 162V165L242 164V166L243 167H240V168H243V170H244V174L243 175H245V176H243V177H245L244 179H243V177L241 178V179H243V180H247V174H249V170H250V168L248 167V161H249V159H251V158H254L255 159V157L253 156L256 152H258L259 151V148H260V146L261 145H259L260 143H259V141L256 143L257 144V146L259 147H257L258 148V151H256L255 150V148H253L254 149V151H255V153L252 155V157H249V155H251L252 153H250V150L252 149V147H251V149H250V145L251 146H253L254 147V143L253 142H255V141H252L251 142V144H250V140H253L252 138L249 140V138H248V136H249V134H247ZM33 137H35V136H33ZM33 137H32V139H33ZM140 137V136H139ZM176 137H177V135H176ZM183 137V136H182ZM181 137V138H182ZM188 137H190V136H188ZM199 137H200V134H199ZM209 137V136H208ZM263 137H264V135L262 136V138L261 139H263ZM38 138H42V137H38ZM90 138V137H89ZM137 138V137H136ZM141 138H142V135H141ZM178 138H179V136H178ZM184 138V137H183ZM182 138V139H183ZM193 138V137H192ZM194 138H196V137H194ZM201 138H203V137H201ZM206 138V137H205ZM211 138V137H210ZM217 138V137H216ZM219 138V137H218ZM243 138V137H242ZM241 138V139H242ZM248 138V139H247ZM29 139V138H28ZM78 140H79V138H77ZM134 140H135V138H133ZM147 139V138H146ZM145 139V140H146ZM180 139V138H179ZM204 139V138H203ZM237 139V138H236ZM240 139V140H241ZM31 140V139H30ZM80 140H83V139H81L80 138ZM84 140H86L85 138H84ZM137 140V139H136ZM140 140V139H139ZM139 140H137V141H139ZM148 140V139H147ZM146 140V141H147ZM171 140H174V139H171ZM171 140H170V142H171ZM181 140V139H180ZM186 140H188L187 138H186ZM195 140V139H194ZM200 140H202V139H200ZM255 140V139H254ZM27 141V140H26ZM114 141V140H113ZM141 141V140H140ZM144 141V140H143ZM142 141V143H144ZM150 141H147V142H150ZM182 141V140H181ZM181 141H180V143H181ZM205 141V140H204ZM261 141V144H262V140H260ZM263 141H264V139H263ZM28 142H30L31 143V141H28ZM41 142V141H40ZM81 142V141H80ZM89 142V141H88ZM152 142H150L149 144H151ZM169 142V141H168ZM168 142H166V143H168ZM174 142V141H173ZM178 142V141H177ZM183 142V141H182ZM191 142H192V140H191ZM195 142V141H194ZM194 142H193V146L194 145H196V144H194ZM213 142L216 144V142L213 140ZM242 142V141H241ZM34 143H36V142H34ZM126 143V142H125ZM139 143V142H138ZM157 143H155V144H157ZM175 143H176V139H175ZM186 143V142H185ZM190 143V142H189ZM212 143V142H211ZM253 143V144H252ZM259 143V144H258ZM64 144H65V146H64ZM81 144V143H80ZM80 144H79V146H80ZM104 144V143H103ZM135 144V143H134ZM160 144H162V143H160ZM170 144V143H169ZM198 144H200L199 143V141H198ZM197 144V145H198ZM255 144V145H256ZM29 145V144H28ZM39 145H40V143H39ZM77 145V144H76ZM95 145V144H94ZM93 145V146H94ZM143 145V144H142ZM146 145V144H145ZM148 145V144H147ZM152 146L154 145V144H151ZM165 144H162V146H160V147H163ZM192 145L190 146V147H192ZM206 145V144H205ZM211 145V144H210ZM214 145V144H213ZM25 146V145H24ZM35 146V147H34ZM34 148H36V149H39V147L41 146H39V147H36V145L34 144ZM144 146V145H143ZM148 146H150V145H148ZM148 146H146V148H149ZM156 146V145H155ZM158 145L156 146V148L160 151V149L158 148L159 147ZM166 146V145H165ZM170 146V145H169ZM169 146H167V147H169ZM172 146V145H171ZM179 146L181 147V145L179 144ZM27 147V146H26ZM33 147H30V148H32V149H34ZM49 147H47L48 149H49ZM151 147V146H150ZM183 147V146H182ZM189 147V146H188ZM189 147V148H190ZM195 147V146H194ZM197 147V146H196ZM210 147H213V146H210ZM210 147H208V151H209V149H210ZM256 147V146H255ZM25 148V147H24ZM28 148H29V146H28ZM46 148V149H47ZM79 148V147H78ZM82 148V147H81ZM80 148V152H82V149ZM155 148V149H156ZM164 148V147H163ZM171 148H173V147H171ZM178 148V147H177ZM206 148V147H205ZM235 148V147H234ZM256 148V149H257ZM263 148H264V142H263ZM27 149V148H26ZM25 149V152L27 151ZM31 149V150H32ZM40 149H41V147H40ZM86 149V148H85ZM166 149V148H165ZM194 148L192 147V149L191 150H193ZM203 149H204V147H203ZM30 150V149H29ZM28 150V151H29ZM43 150V149H42ZM74 150V149H73ZM84 150V149H83ZM167 150V149H166ZM169 150H171V149H168V151ZM179 150H180V148H179ZM178 150V151H179ZM190 150V151H191ZM196 150H198V149H196ZM235 150V149H234ZM240 150V149H239ZM262 149L260 148V151H261ZM264 150V149H263ZM33 151V150H32ZM32 151H31V153H32ZM38 151V150H37ZM50 151V152H51ZM63 151V152H64ZM88 151V150H87ZM101 151V150H100ZM153 151V150H152ZM175 151V150H174ZM181 152H182V150H180ZM253 151V152H254ZM30 152V151H29ZM33 152H35V151H33ZM48 152V151H47ZM77 153H78V151H76ZM252 152V151H251ZM264 151H262V153H263ZM43 153V151L40 153V154H42ZM73 153H75L74 151H73ZM169 153H171V152H169ZM196 153V152H195ZM210 153H211V150H210ZM224 153V152H223ZM235 153H237V152H235ZM261 153V154H262ZM28 154V152H26V155ZM30 154V153H29ZM34 154V153H33ZM37 154V153H36ZM36 154H34V155H36ZM44 154V153H43ZM51 154V153H50ZM63 154V153H62ZM79 154H81V153H79ZM164 154V153H163ZM173 154V153H172ZM179 154V153H178ZM182 154V153H181ZM181 154H180V156H181ZM204 154V153H203ZM33 155V156H34ZM61 155V154H60ZM82 155V154H81ZM80 155V156H81ZM84 155V154H83ZM88 155V154H87ZM104 155V154H103ZM159 155H161L160 153H159ZM176 155H177V152H176ZM208 155V154H207ZM259 155H260V153H259ZM29 156V155H28ZM32 156V155H31ZM41 156H43V155H41ZM41 156H39V157H41ZM46 156H47V153H46ZM51 156V155H50ZM50 156H47V157H50ZM64 156H65V153H64ZM79 156V155H78ZM149 156V155H148ZM151 156V155H150ZM162 156V155H161ZM169 156V155H168ZM170 156H171V154H170ZM178 156V155H177ZM190 156V155H189ZM204 156V155H203ZM210 156V155H209ZM211 156H213V155H211ZM37 157V156H36ZM35 157V158H36ZM45 159H47V157H45V155L43 156ZM100 157V156H99ZM166 157V156H165ZM164 157V158H165ZM239 156H237V158H238ZM261 157V156H260ZM27 158V157H26ZM26 158L25 159H23V160H26ZM51 158V157H50ZM102 158V157H101ZM116 158V157H115ZM154 158V157H153ZM158 158V157H157ZM168 158H170V157H168ZM177 158H179V157H177ZM181 158V157H180ZM188 158V157H187ZM190 158V157H189ZM199 158V157H198ZM264 158V157H263ZM34 159V158H33ZM39 159V158H38ZM43 159V158H42ZM42 159H40L41 160V162L43 161ZM64 159V158H63ZM79 159H82V158H79ZM112 159V158H111ZM196 159V158H195ZM207 159V158H206ZM254 159H252V160H254ZM35 160V159H34ZM50 160H52V159H50ZM53 160V161H54ZM67 160V159H66ZM65 159H64V161H66ZM77 160V159H76ZM163 160V159H162ZM166 160V159H165ZM175 160V159H174ZM179 160V159H178ZM188 161H189V159H187ZM192 160V159H191ZM194 160V159H193ZM201 160V159H200ZM203 160V159H202ZM209 160V159H208ZM238 160V162L240 161V159L238 158L237 159ZM252 160H250V162L252 161ZM256 160V159H255ZM258 160V159H257ZM260 160V159H259ZM28 161V160H27ZM27 161L26 162H24L25 164H28L27 163ZM36 162L38 161L37 159L35 160ZM59 162L61 161V160H58ZM72 161V160H71ZM186 161V160H185ZM29 162V161H28ZM57 162V161H56ZM58 162V163H59ZM67 162V161H66ZM184 162V161H183ZM206 162V161H205ZM249 162V163H250ZM254 161H252L251 163H253ZM24 163H22L23 165H25ZM31 163V162H30ZM38 163V162H37ZM45 163H47V162H45ZM54 163H55V161H54ZM61 163V162H60ZM163 163V162H162ZM166 163V162H165ZM186 163V162H185ZM191 163V162H190ZM193 163V162H192ZM236 163H237V161H236ZM261 163V162H260ZM264 163V162H263ZM32 164V163H31ZM43 164H44V162H43ZM48 164V163H47ZM57 164V163H56ZM64 164V163H63ZM63 164H61L62 166H63ZM33 165H34V161H33ZM37 165H40V164H37ZM36 165V167H38ZM46 165V164H45ZM50 165V164H49ZM48 165V166H49ZM54 165V164H53ZM67 165V164H66ZM183 165H184V163H183ZM237 165V164H236ZM235 165V166H236ZM238 165H239V163H238ZM251 165V164H250ZM249 165V166H250ZM25 166H27V165H25ZM41 166H42V163H41ZM41 166H39L40 168H42ZM44 166V165H43ZM56 166V165H55ZM55 166H53V167H55ZM62 166H60V167H62ZM70 166V165H69ZM189 166V165H188ZM191 166V165H190ZM30 167H32V166H30ZM35 167V166H34ZM57 167V166H56ZM55 167V168H56ZM59 166H58V168H60ZM67 167V166H66ZM186 167V166H185ZM253 167V166H252ZM264 167V166H263ZM15 168H17L19 171H20V168H18V167H14V169ZM23 168V167H22ZM21 168V169H22ZM43 168H49V167H43ZM54 168V169H55ZM73 168V167H72ZM71 168V169H72ZM158 168V167H157ZM240 168H239V171H241L240 170ZM249 168V169H248ZM13 169V170H14ZM26 169V168H25ZM35 169V168H34ZM152 169H154V167L152 168ZM183 169V168H182ZM237 169V168H236ZM23 170V169H22ZM38 170V169H37ZM43 170V169H42ZM49 170H52L51 168L49 169ZM48 170V171H49ZM59 170V169H58ZM171 170V169H170ZM234 170V169H233ZM15 172H16V170H14ZM32 171V170H31ZM36 171V170H35ZM39 171V170H38ZM52 171H54V170H52ZM62 171V170H61ZM179 171V170H178ZM254 171V170H253ZM23 172V171H22ZM26 172V171H25ZM32 172H34V170L32 171ZM37 172V171H36ZM57 172V171H56ZM60 172V171H59ZM16 173H18V172H16ZM16 173H15V176H16ZM31 173V172H30ZM38 173V172H37ZM37 173H33V174H37ZM50 173V172H49ZM52 173H54V172H52ZM153 173V172H152ZM237 173V172H236ZM240 172H238V174H239ZM243 173V172H242ZM11 174V173H10ZM21 174V173H20ZM56 174H58V173H56ZM28 175H30V174H28ZM31 175H32V173H31ZM38 175V174H37ZM48 175V174H47ZM53 175V174H52ZM54 175H55V173H54ZM200 175V174H199ZM240 175V174H239ZM239 175H238V177H239ZM12 176V175H11ZM15 176H14V173H13V177L15 178ZM21 176V175H20ZM20 176H19V178L18 179H20ZM23 176V175H22ZM21 176V177H22ZM39 176V175H38ZM105 176V175H104ZM153 176V175H152ZM211 176V175H210ZM24 177H26L25 175H24ZM32 178H31V180L33 179V177L34 176H31ZM40 177H42L41 175H40ZM82 177V176H81ZM136 177V176H135ZM6 178H8V177H6ZM17 178H15V179H17ZM30 178V177H29ZM107 178V177H106ZM202 178V177H201ZM17 179V180H18ZM35 179H36V177H35ZM38 180L40 179V178H37ZM44 179V178H43ZM55 179V178H54ZM103 179V178H102ZM188 179V178H187ZM236 179H239V178H237L236 177ZM241 179H239V180H241ZM248 179H250V178H248ZM10 180V179H9ZM28 180V179H27ZM31 180H29V181H31ZM41 180V179H40ZM90 179H88V181H89ZM94 180V179H93ZM97 180L98 179H96V181L95 182H97ZM111 180V179H110ZM109 180V181H110ZM235 180V179H234ZM12 181V180H11ZM84 181V180H83ZM88 181H87V183H88ZM92 181V180H91ZM106 181V180H105ZM108 181V180H107ZM174 181V180H173ZM237 181V183H239L238 182V180H236ZM235 181V182H236ZM248 181V180H247ZM1 183H2V181H0ZM5 182H6V180H5ZM32 182V181H31ZM34 182H36V181H34ZM99 182V181H98ZM113 182V181H112ZM111 182V183H112ZM192 182V181H191ZM234 182V185L236 184ZM244 182V181H243ZM246 182V181H245ZM244 182V183H245ZM259 182V181H258ZM0 183V184H1ZM8 183V182H7ZM33 183V182H32ZM58 183V182H57ZM64 183V182H63ZM89 183H91V182H89ZM93 183H94V181H93ZM103 183H104V181H103ZM107 183V182H106ZM110 183V184H111ZM233 183V182H232ZM240 183H241V181H240ZM238 184L239 185V188H241L240 187V185L241 184ZM250 183V180H249V182L247 183L248 184V186L250 185L249 184ZM34 184V183H33ZM71 184V183H70ZM73 184V183H72ZM85 184V183H84ZM83 184V185H84ZM92 184V183H91ZM108 184V183H107ZM148 184V183H147ZM243 184V183H242ZM246 184V183H245ZM245 184H243V186L245 185ZM76 185V184H75ZM78 185V184H77ZM88 185H90V184H88ZM98 185V184H97ZM101 185V184H100ZM99 185V186H100ZM109 185V184H108ZM1 186V185H0ZM94 186V185H93ZM242 186V187H243ZM248 186H245V187H248ZM85 188H86V184H85V186H84ZM101 187H102V185H101ZM105 187H106V185H105ZM235 187V186H234ZM88 188V187H87ZM142 188V187H141ZM231 188V185L229 186V189ZM235 188H238V186L237 187H235ZM249 188V187H248ZM248 188L246 189V190H248ZM263 188V187H262ZM75 189V188H74ZM79 189L82 191V189L79 187ZM95 189V188H94ZM97 189V188H96ZM98 189H100V187L98 188ZM102 189V188H101ZM243 189V188H242ZM69 190V189H68ZM79 190V192H81ZM90 190V189H89ZM108 190V189H107ZM137 190V189H136ZM234 190V191H233ZM232 190V192L230 191V192H228V194H226V195H230L229 196V198H231V197H233L234 198V196L236 195V199H238V193H240V192H242V191H244V190H240V191H238V189L237 190H235V189H233ZM251 190V189H250ZM74 191V190H73ZM77 191V190H76ZM92 191H93V189H92ZM101 190H99V192H100ZM104 191V190H103ZM206 191V190H205ZM238 191V192H237ZM1 192V191H0ZM69 192H72V191H69ZM78 192V191H77ZM77 192H75V193H77ZM83 192H84V189H83ZM102 192V191H101ZM105 192V191H104ZM226 193H227V190L225 191ZM224 192V193H225ZM246 192V191H245ZM249 192V191H248ZM248 192H247V194H248ZM251 192V191H250ZM107 193V192H106ZM109 193V192H108ZM244 192H242V194H243ZM70 194V193H69ZM74 194V193H73ZM79 194V193H78ZM81 194V193H80ZM83 194H85V192L83 193ZM89 194V193H88ZM91 194H93V193H91ZM96 194V193H95ZM94 194V195H95ZM97 194H98V191H97ZM97 194H96V196H97ZM104 194V193H103ZM102 194V195H103ZM246 194V193H245ZM67 195V194H66ZM99 195V194H98ZM249 195V194H248ZM247 195V196H248ZM251 195V194H250ZM81 196V195H80ZM224 196V195H223ZM240 196H241V194L239 195V198H240ZM247 196H241L242 197V199L243 198H245V197H247ZM257 196V195H256ZM69 197V196H68ZM82 197V196H81ZM128 197V196H127ZM227 198H228V196H226ZM5 198V197H4ZM77 198H79L78 197V195H77ZM99 198V197H98ZM98 198H93V199H98ZM165 198V197H164ZM224 198V197H223ZM228 198V199H229ZM228 199H224V200H228ZM94 200V201H95ZM230 200V199H229ZM233 200H235V199H233ZM232 200V201H233ZM97 201V200H96ZM239 201V200H238ZM225 202V201H224ZM228 202H231V201H228ZM228 202H226V203H228ZM76 204H78L77 202H76ZM90 204V203H89ZM95 204V203H94ZM93 204V205H94ZM96 204H98V203H96ZM224 206H225V203H224ZM228 206V205H227ZM249 206V205H248ZM252 207V206H251ZM186 208V207H185ZM224 208H226V207H224ZM228 208V207H227ZM226 208V209H227ZM108 209V208H107ZM123 209V208H122ZM222 209V208H221ZM223 210V209H222ZM263 210V209H262ZM1 211V210H0ZM241 211V210H240ZM109 212V211H108ZM221 212V211H220ZM224 212V211H223ZM230 218V217H229ZM248 219V218H247ZM231 219H229V221H230ZM240 220V218L238 219H236V220H234V222L237 224L238 222L237 221H239ZM228 221V220H227ZM232 221V220H231ZM245 221V220H244ZM226 223V222H225ZM247 225V224H246ZM235 226V225H234ZM232 228V227H231ZM230 228V229H231ZM236 228V227H235ZM229 229V228H228ZM229 229V230H230ZM239 230V229H238ZM228 231V230H227ZM233 231V230H232ZM232 231H230V232H232ZM224 232V235H225V230L223 231ZM229 232V231H228ZM234 233V232H233ZM227 235H228V233H227ZM75 239V238H74ZM260 240V239H259ZM78 242V241H77ZM72 243V242H71ZM65 245V244H64ZM260 245V244H259ZM48 251V250H47ZM60 258V257H59ZM17 260V259H16ZM11 261V260H10ZM13 261V260H12ZM202 263L203 264H209L210 263V260H209V257H207V258H202ZM4 262V261H3ZM16 263V262H15Z\"/></svg>",
	"mask_w": 264,
	"mask_h": 264
}]
</instances>
